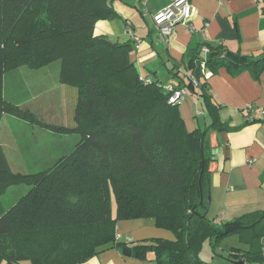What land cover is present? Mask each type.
Segmentation results:
<instances>
[{
    "label": "trees",
    "instance_id": "obj_1",
    "mask_svg": "<svg viewBox=\"0 0 264 264\" xmlns=\"http://www.w3.org/2000/svg\"><path fill=\"white\" fill-rule=\"evenodd\" d=\"M112 2L0 0V119L9 114L41 123L34 112L4 98L3 78L58 61L57 81L76 90L73 125L42 127L78 137L34 173L12 172L0 155V195L12 184L27 187L0 206V264H82L107 247L155 264H214L198 257L203 242L217 252L232 235L245 247L232 246L227 260L260 264L264 209L224 222L208 216L206 131H188L170 98L188 88L202 99L211 127L225 128L218 125L219 105L206 74L225 67L258 78L264 49L252 56L222 45L189 47L183 71L176 72L178 84L162 85L139 74L130 41L94 34L98 20L117 17ZM136 218L152 219L173 238L118 241L117 221Z\"/></svg>",
    "mask_w": 264,
    "mask_h": 264
},
{
    "label": "crops",
    "instance_id": "obj_2",
    "mask_svg": "<svg viewBox=\"0 0 264 264\" xmlns=\"http://www.w3.org/2000/svg\"><path fill=\"white\" fill-rule=\"evenodd\" d=\"M189 2L194 14L186 24L176 25L166 42L158 38L153 15L166 8L171 0H113L117 17L98 20L93 31L112 41H130L133 45L131 59L139 74L170 86L180 81L176 72L178 68L183 71L182 58L189 47L222 45L229 51L252 56L264 49V0ZM206 51L204 46L201 56L204 57ZM5 77L6 74L3 96ZM206 80L219 105L218 125L225 128L211 127V118L202 99L188 88H185L188 95L178 103V109L188 131L196 128L206 131L210 155L208 216L216 222H224L246 212L264 209V122L258 120V110L264 108V70L254 78L249 70L230 74L221 67ZM247 105L252 106L250 111L245 109ZM249 114L256 117L254 122L247 121ZM6 116L9 114L0 119V138L8 134V126L4 123ZM1 141L6 145L3 149L15 148V141ZM56 145L53 148L61 149L62 153L68 150L67 144L59 142ZM52 156L49 159L56 158ZM116 235L118 241L126 243L151 237L173 238L170 231L156 227L152 219L146 221L145 218L119 220ZM261 242L264 248V236ZM235 247L244 248L245 245L239 242ZM82 264L155 263L124 256L116 248L107 247Z\"/></svg>",
    "mask_w": 264,
    "mask_h": 264
},
{
    "label": "rangeland",
    "instance_id": "obj_3",
    "mask_svg": "<svg viewBox=\"0 0 264 264\" xmlns=\"http://www.w3.org/2000/svg\"><path fill=\"white\" fill-rule=\"evenodd\" d=\"M58 65L59 62L54 61L35 70L23 67L16 72L10 71L11 73L6 74L4 98L18 103L23 109L31 110L41 122L38 123L33 118L22 121L12 115L6 116L4 123L8 126V134L6 138L0 139L7 143L15 141L13 144L15 148L3 149L6 145L1 141L0 155L5 156V162L12 172L34 173L43 170L44 166L51 161L50 156L56 157L62 154L61 149L53 148L57 147V143L61 142L70 147L78 138L76 134L53 132L42 127L47 123L61 124L62 122L68 127L73 125L76 90L72 86L62 85L57 81ZM26 189L27 187L18 184L7 186L0 195V206L13 202ZM112 208L114 214V202ZM145 219L147 221L149 218ZM238 243L235 235L225 237L215 252L208 240H205L198 252V257L214 264H233L227 260L228 250L232 246H237Z\"/></svg>",
    "mask_w": 264,
    "mask_h": 264
},
{
    "label": "built area",
    "instance_id": "obj_4",
    "mask_svg": "<svg viewBox=\"0 0 264 264\" xmlns=\"http://www.w3.org/2000/svg\"><path fill=\"white\" fill-rule=\"evenodd\" d=\"M193 14L194 9L189 0H171V3L166 8L153 15V22L158 30L159 40L166 42L173 33L174 27L178 24H186L189 19H191ZM208 75L209 74L207 73L206 76ZM187 95L188 92L185 88H179L174 91L170 100L180 103ZM245 109L250 111L252 106L247 105ZM255 119L256 117L252 114L247 116L248 122H254ZM258 120L264 122V108L258 110ZM262 258L263 259L260 264H264V248L262 249Z\"/></svg>",
    "mask_w": 264,
    "mask_h": 264
},
{
    "label": "water",
    "instance_id": "obj_5",
    "mask_svg": "<svg viewBox=\"0 0 264 264\" xmlns=\"http://www.w3.org/2000/svg\"><path fill=\"white\" fill-rule=\"evenodd\" d=\"M236 264H243V262H237Z\"/></svg>",
    "mask_w": 264,
    "mask_h": 264
}]
</instances>
